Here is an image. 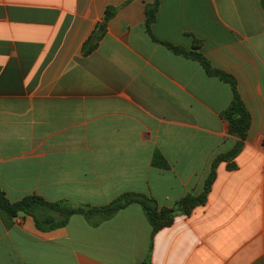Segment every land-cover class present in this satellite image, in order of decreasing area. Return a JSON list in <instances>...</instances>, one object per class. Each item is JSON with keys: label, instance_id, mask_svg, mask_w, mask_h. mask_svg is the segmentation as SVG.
I'll use <instances>...</instances> for the list:
<instances>
[{"label": "crops", "instance_id": "obj_1", "mask_svg": "<svg viewBox=\"0 0 264 264\" xmlns=\"http://www.w3.org/2000/svg\"><path fill=\"white\" fill-rule=\"evenodd\" d=\"M152 3L0 0V189L11 202L103 206L132 191L165 209L202 193L213 160L238 141L222 117L233 91L153 40ZM108 8L118 11L104 24ZM151 31L232 75L252 116L236 169L219 164L206 205L154 236L152 264H264L261 2L159 0ZM157 151L168 170L151 163ZM151 241L139 205L98 226L74 215L50 232L0 208V264H143Z\"/></svg>", "mask_w": 264, "mask_h": 264}, {"label": "trees", "instance_id": "obj_2", "mask_svg": "<svg viewBox=\"0 0 264 264\" xmlns=\"http://www.w3.org/2000/svg\"><path fill=\"white\" fill-rule=\"evenodd\" d=\"M261 6L264 10V0H260ZM116 8H108L105 13L104 24L115 17L117 13ZM159 12V0H153V3L146 8V27L148 33L154 41L165 45L175 55L183 56L198 62L210 77L218 78L219 80L231 86L233 91V99L231 104L222 113V117L228 122L230 133L235 136L238 141L235 146L213 160L210 168V173L205 181L204 189L201 194H188L187 196L177 200L173 207L160 209L159 203L156 199L142 193L126 192L112 202L103 206H94L85 203H75L69 200H62L51 202L40 196H28L24 199L11 202L4 191L0 189V208L7 213V215L16 218L19 215H26L33 219L36 228L41 232H50L59 228L66 227L69 220L74 215L83 216L91 225L98 226L99 224L113 218L120 211L132 207V205H139L144 215L152 228V241L149 249V254L143 264H152L151 255L153 250L154 236L167 226H170L174 217L178 214L190 215L197 207L204 206L208 202L209 194L212 191L213 184L217 178V169L219 164L226 162L229 170L236 169V158L243 151L245 141L249 136L252 126V116L248 107L241 98L238 90L236 79L223 71L212 67L203 53L198 50H188L184 47L176 46L171 43H166L155 38L151 31V26L156 22ZM103 34L96 32L89 39L83 47V54L85 56L93 52L98 45V42ZM96 38L95 41L93 39ZM153 166L160 169L168 170L170 168L167 159L157 151L152 159Z\"/></svg>", "mask_w": 264, "mask_h": 264}, {"label": "water", "instance_id": "obj_3", "mask_svg": "<svg viewBox=\"0 0 264 264\" xmlns=\"http://www.w3.org/2000/svg\"><path fill=\"white\" fill-rule=\"evenodd\" d=\"M103 29H104V27L102 26V27H101V30H103Z\"/></svg>", "mask_w": 264, "mask_h": 264}]
</instances>
